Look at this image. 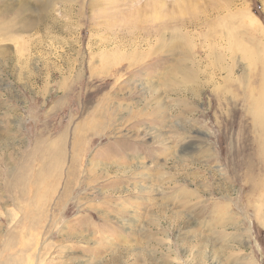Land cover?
<instances>
[{"label": "rangeland", "instance_id": "374dc122", "mask_svg": "<svg viewBox=\"0 0 264 264\" xmlns=\"http://www.w3.org/2000/svg\"><path fill=\"white\" fill-rule=\"evenodd\" d=\"M150 2L7 15L0 264H264V0Z\"/></svg>", "mask_w": 264, "mask_h": 264}, {"label": "bare ground", "instance_id": "6f19581e", "mask_svg": "<svg viewBox=\"0 0 264 264\" xmlns=\"http://www.w3.org/2000/svg\"><path fill=\"white\" fill-rule=\"evenodd\" d=\"M52 1L53 0H51V2L50 0H4L5 4L3 3L2 5H0V33L5 34V31H11V29L14 28L13 27L14 24H12L11 21L7 20L8 19L7 15L13 12V9L16 10L15 12L20 13L19 16L23 14V16L18 19H20L21 23H24L23 26L21 27V30L24 31L34 26V24L37 21L47 18V16L49 15V7L51 6ZM114 1L118 2L119 0H114ZM150 1H151L150 8L153 13V15L151 14V17L154 20H161V25L159 24V26L157 27L158 31L162 32L161 37H164L167 35L166 31L169 27H172L174 30L179 29L178 32L181 34L182 29L180 28H183V22L178 17H170V16L168 17L167 16V13H165L166 0H150ZM184 1L185 0H173V5H175V8L177 9L179 8L178 10H180V7ZM82 10H81V13H83ZM4 18H6V21L4 20ZM173 37L175 38L176 36L173 35ZM262 52L264 51L262 50ZM263 103H264V99H261L259 100V105L256 104L258 105L256 106L257 111L261 116L260 115L258 116L257 115L258 113H256V115L258 117V121L262 123H264Z\"/></svg>", "mask_w": 264, "mask_h": 264}]
</instances>
